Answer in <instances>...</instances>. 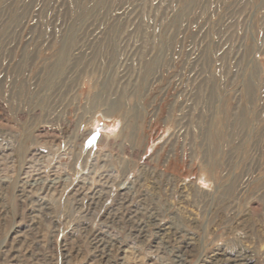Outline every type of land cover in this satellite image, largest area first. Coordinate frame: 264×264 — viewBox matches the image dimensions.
<instances>
[{
    "label": "rangeland",
    "instance_id": "374dc122",
    "mask_svg": "<svg viewBox=\"0 0 264 264\" xmlns=\"http://www.w3.org/2000/svg\"><path fill=\"white\" fill-rule=\"evenodd\" d=\"M242 263L264 0H0V264Z\"/></svg>",
    "mask_w": 264,
    "mask_h": 264
},
{
    "label": "bare ground",
    "instance_id": "6f19581e",
    "mask_svg": "<svg viewBox=\"0 0 264 264\" xmlns=\"http://www.w3.org/2000/svg\"><path fill=\"white\" fill-rule=\"evenodd\" d=\"M48 182V181H47ZM52 185V184H51ZM157 226V225H156ZM157 228H159V227H157ZM93 230V229H92ZM165 231H167V230H165ZM169 232H170V229H169ZM179 233V232H178ZM169 234V233H168ZM180 234V233H179ZM96 239V238H95ZM98 242V241H97ZM96 244V243H95ZM96 245H98V244H96ZM61 248V247H60ZM216 249V248H215ZM125 254V253H124ZM218 254H220V253H218ZM223 255V254H222ZM250 255V254H249ZM215 256V255H214ZM124 257V256H123ZM126 257V256H125ZM124 257V258H125ZM245 258V257H244ZM251 258V257H250ZM224 259V258H223ZM226 259V258H225ZM231 259V258H230ZM234 259V258H233ZM237 259V258H236ZM235 262V261H234ZM237 263V262H236ZM242 264H246V263H242Z\"/></svg>",
    "mask_w": 264,
    "mask_h": 264
}]
</instances>
